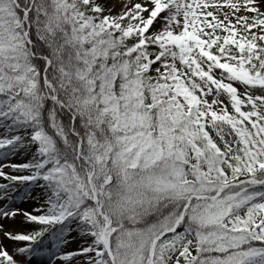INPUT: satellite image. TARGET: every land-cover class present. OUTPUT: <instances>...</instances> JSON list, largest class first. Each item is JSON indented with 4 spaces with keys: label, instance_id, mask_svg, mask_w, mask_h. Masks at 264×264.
I'll return each instance as SVG.
<instances>
[{
    "label": "snow or ice",
    "instance_id": "snow-or-ice-1",
    "mask_svg": "<svg viewBox=\"0 0 264 264\" xmlns=\"http://www.w3.org/2000/svg\"><path fill=\"white\" fill-rule=\"evenodd\" d=\"M0 264H264V0H0Z\"/></svg>",
    "mask_w": 264,
    "mask_h": 264
}]
</instances>
